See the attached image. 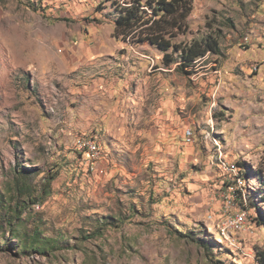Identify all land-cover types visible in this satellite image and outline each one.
Listing matches in <instances>:
<instances>
[{
  "label": "rangeland",
  "instance_id": "374dc122",
  "mask_svg": "<svg viewBox=\"0 0 264 264\" xmlns=\"http://www.w3.org/2000/svg\"><path fill=\"white\" fill-rule=\"evenodd\" d=\"M192 1L173 42L218 53L180 68L116 39L112 2L0 0V264H257L264 0ZM29 231L54 250L22 252Z\"/></svg>",
  "mask_w": 264,
  "mask_h": 264
},
{
  "label": "trees",
  "instance_id": "16d2710c",
  "mask_svg": "<svg viewBox=\"0 0 264 264\" xmlns=\"http://www.w3.org/2000/svg\"><path fill=\"white\" fill-rule=\"evenodd\" d=\"M105 1L112 2L117 12L114 37L135 45L149 44L162 51L164 53L162 61L166 67L173 64L176 53H179L180 68L191 67L195 60L204 57L208 52L218 53L217 42L212 36L207 37L204 41L193 40L189 44L173 42L178 34L188 30L187 17L193 9L192 0H129V2L123 0V4L118 0ZM169 50L172 51L168 52ZM26 174L25 177L20 176L13 180L11 188L13 195L18 200L17 203L24 210L29 209L33 204L39 205L43 201L42 195L35 196V189ZM262 190L259 192L260 194H264V189ZM261 199H264V195L261 196ZM19 213L21 212L19 211ZM4 217L9 226L11 222H15L19 218L17 209L8 207ZM2 226L0 225V228ZM17 238H20V249L24 253L32 252L44 256L54 250L52 241L41 239L37 231L17 235ZM11 245L17 246L13 243ZM254 259L257 264H264V249H258Z\"/></svg>",
  "mask_w": 264,
  "mask_h": 264
},
{
  "label": "built area",
  "instance_id": "2783aa9c",
  "mask_svg": "<svg viewBox=\"0 0 264 264\" xmlns=\"http://www.w3.org/2000/svg\"><path fill=\"white\" fill-rule=\"evenodd\" d=\"M81 148H85V149L88 148L91 152H93L95 150V147L90 145V143H87V144L83 143L81 145ZM246 218H247L246 213L243 212L241 215H239V218H237V223L238 224H243L244 221H246Z\"/></svg>",
  "mask_w": 264,
  "mask_h": 264
}]
</instances>
